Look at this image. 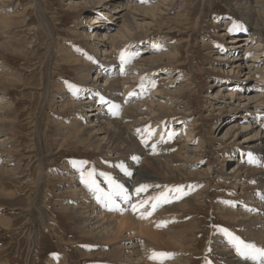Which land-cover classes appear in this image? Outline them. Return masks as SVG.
Here are the masks:
<instances>
[{"label": "rangeland", "instance_id": "rangeland-1", "mask_svg": "<svg viewBox=\"0 0 264 264\" xmlns=\"http://www.w3.org/2000/svg\"><path fill=\"white\" fill-rule=\"evenodd\" d=\"M30 1L32 0H9L6 3L9 11L15 10L17 6V13H25L26 22L19 23L20 25H13L10 29L12 35H17L22 39V53H11L0 48V66L7 65L10 71L22 74L25 77L35 71L34 76L32 75L33 78L30 76L29 81L36 80L35 82L39 85L33 89L30 87L32 85L26 86L25 82L7 84L0 81V93L12 105L11 110L8 112L11 122L4 123V128L9 134L8 137L11 138V145L8 149H15L9 151L0 149V157L2 160L10 157L12 164L17 165L16 176H7L0 173V187L4 186L8 193L10 191L11 193H16L13 198L0 197V227L7 221L12 222L10 230H7L6 227L5 229H0V258H3L2 264L4 262L7 264H117L113 256L97 255L98 252L106 248L109 250L108 243L98 242L86 236L81 224L83 222L78 215L65 214L60 210L58 202L71 197L68 193L66 195L59 193V188L63 187V184L58 178H55L58 175L57 173L66 172V176H68L70 174L69 166H73V161L77 163L86 161L87 163L84 167L89 170L95 169L97 173L96 179L100 183L101 176H99V173L110 174L111 165L116 164V162H118L116 165H120L117 155L107 152V149L102 152H96L91 148H87V146H80L72 140H68L64 147H60L62 139L60 125L62 122L63 124L67 123V120L72 117V111L60 109L58 100H60L59 97L61 95H59L60 91L55 86L58 81H62L63 83H61L67 90L69 88L68 83L81 87L82 81L79 74H77L78 67H72V69V65L61 61L58 47L61 46V49L70 48L80 58L88 59V57H92L89 60L94 63L98 59L96 49H92L87 41L86 43L84 39L75 36L73 32L78 28L86 13L89 15L88 11L100 8L95 5H80L71 8L67 5L66 0H38V2L40 1V10L43 14L41 16V12L39 14L38 10L31 6ZM121 1L115 0V3L112 2L109 8L107 6L104 8L105 10L101 9V13L105 18H107L106 14L110 10L111 12L113 11V14L119 9L118 4ZM158 1L147 0V2L152 4H157ZM130 2L134 3L132 0ZM167 2V8L164 7V9H167V13H164L162 18H152V15L148 14L147 19L144 20L145 24L141 17H138V21L141 24L143 22L145 28L133 35L134 45L127 47L125 45L122 50L127 55L130 50H135L134 47H139L141 51L139 50L138 53H141L145 49L144 46L150 45L149 48L151 50L149 53L151 54L160 55L169 51L175 52L177 55L174 54L176 59L164 60L155 65L153 72H151L153 78L144 71L140 80H144L146 77L156 80L157 76L164 73H173L176 70L181 75L179 79L176 78L174 80L177 81V85H184L187 82V84H190L189 89H184L181 93L177 92V94H169L168 96L170 97L171 105L177 109V113L169 117L176 121L174 123L176 134L174 136L175 139L167 146V149L172 155L180 158L178 151L182 148L181 144L186 140L184 136L188 134L187 132L193 131L191 140H188V145L192 148L191 151H197L195 153L197 157L194 171L197 170L196 172L202 177H187L191 178L189 180L193 182L192 185L197 183L202 185L205 182L210 186V190L208 191V196L204 198V202L197 203L195 205L196 210L188 211L182 218L178 216L176 221L160 223L152 219V217H148L144 225L151 228L149 232L154 233L153 235H155V232L161 235L167 226L175 227L174 229L179 232L181 231L180 228H183L184 232H186L188 231L186 227L189 229V224L199 219L201 224L196 245L192 244L188 250L180 251V253H185L183 256L188 262L186 264H209V262L210 264H224L223 261L222 263L220 262L223 259L222 250L216 247L213 240L214 234L221 232L219 231L220 228H226L232 233L238 234L243 240L246 239L245 242L249 241L255 244L254 240L247 239L246 234L242 230L243 226L234 223L231 214H225L223 209L231 205L237 208L240 207L243 202L241 197L244 192L246 193L250 189V185L244 188L236 186L233 180L224 177V173L231 171L230 165L235 159L236 152L234 151L237 147L243 145L246 147V139L250 138L251 134L253 135L256 131L250 132L254 129H249L250 131L239 134L237 138L230 139L229 137L227 138L228 140H222L219 131L224 126L225 130L228 125L224 124L223 127H219V124L223 121L231 122L233 114L230 107L232 105L223 103L225 100H223L222 95L216 99L212 97L207 99V96L209 92L219 90V87L212 86L215 79L219 81L223 79L224 81L222 80V83H219L223 84L226 78L237 77L241 82L245 80L244 85L250 88L255 84L251 78L247 77V71L244 69L247 63L251 61L250 54L244 56L243 64L238 69L242 70L241 74L239 72L234 73V71L230 73L228 71L229 67H232L231 65L235 63L229 60L224 62L220 58L225 56L235 58L234 54L231 53L233 51L229 47L230 44H228L229 37L240 38L250 35L251 31H253L252 28L255 27L254 30H256L257 16H244V7L240 5L244 3V0H167ZM134 4L140 9L145 5V2L136 0ZM251 19L255 21L253 22V27L250 24L252 23ZM46 23L49 25L53 37L49 35ZM111 24L116 27L115 29H120L117 21L113 20ZM233 24L240 25L242 30L230 32L229 29ZM225 31L229 32V35L221 36L220 34ZM256 32L258 35L262 33L264 37V28H259V31L256 30ZM263 46L264 44L261 47L262 50H264ZM149 53L143 54L148 55ZM57 59H60V61L57 62ZM261 66L263 67L264 64ZM136 73L137 76L140 75L139 72ZM26 79H28V76ZM42 79L44 80L43 83L41 82ZM169 79H172V76H169L167 80L164 79L165 81L163 80V82ZM183 80H186V82L181 83ZM258 92L261 94L262 90H258ZM53 97L56 100L51 101L50 99ZM252 104L249 107L254 110L255 104ZM219 106L227 108L218 112L220 111L218 109ZM145 111L142 112L145 113ZM78 113L84 114L81 111H78ZM260 117L261 115L258 117L260 124L264 123V120L260 119ZM149 119L151 120L152 118L149 117ZM152 120L156 125L162 122L159 119ZM247 121L250 128L255 127L251 125L253 120L247 119ZM188 123L194 124L192 127L187 128L184 124ZM242 123L241 125L243 126ZM182 126H184V131L179 135L178 129ZM200 140L204 142L201 150L197 148ZM181 141L182 143H180ZM209 166H212V171L207 176L205 171ZM118 170H121V168ZM158 176V182L163 187L162 192L179 189L183 185L184 187L192 186L191 182L186 184L185 179L181 177L171 176L165 178L164 175ZM192 192L194 193V190L189 191L190 194ZM109 212L113 216L111 220L115 218L114 221L118 223L117 218H119L120 212L118 210ZM153 228L157 231H152ZM127 234L128 236L129 234L136 235L133 238L134 242H139L136 246L142 245L141 240L144 242L151 240L152 244L158 241V238H155L156 235L146 237L139 236L137 232L131 234L130 231H126ZM165 237H167L166 234H164L165 240L161 237L163 241L167 240ZM152 239L155 241L152 242ZM119 243V241L118 243L116 242V244ZM154 245L159 248V252L169 253L173 251L171 253L180 254L178 249ZM194 245L196 246L195 249H193ZM89 253L95 255L88 256ZM167 261L168 259L165 260V262Z\"/></svg>", "mask_w": 264, "mask_h": 264}, {"label": "bare ground", "instance_id": "bare-ground-1", "mask_svg": "<svg viewBox=\"0 0 264 264\" xmlns=\"http://www.w3.org/2000/svg\"><path fill=\"white\" fill-rule=\"evenodd\" d=\"M66 1L68 3L67 5L71 8L80 5H95L97 8H100L88 11L89 15L86 13L80 23L78 22V28L75 30L72 29L74 30L73 33L75 36L84 39L85 42L87 41L88 44L91 45L92 49H96L98 59L95 60L94 63H91L89 59L80 58V56L70 48L61 49V46L58 47L61 54L59 55L61 61H65L72 65L71 68L78 67L77 74H79L82 81V85L79 87L80 90L78 96H74L67 87V90H65L62 81V83L58 81L55 86V88L60 91L59 95H61L59 97L60 100H58V103H60V109L72 111V117L67 120V123L63 124L62 122L60 125L62 133L60 147H64V144H67L68 140H72L78 145L87 146V148H91L96 152H102L107 149V152L117 155V159L120 160L119 164H123L132 175H126L124 171L118 170L120 168L116 165L118 162L110 166L111 173L109 175L128 190L131 195V200L125 202L123 199L116 197L114 198V205L105 206V204L98 202L95 194L81 182L80 171L77 167L69 166L70 174H68V176H66V172L57 173L58 175L55 176V178H58L63 184V187L59 188V193L62 195L68 193L71 197L69 199L66 198L60 200L58 205L63 213L78 215L83 222L81 224L86 236L91 237L98 242L100 241L109 244V250L106 248L105 250L98 252V256L100 254L104 256H113L115 257L117 264H160V261L149 258L153 251L159 252V248L154 244L158 246H167L169 248L172 247L176 250L178 249L179 253L180 251L188 250L191 248L192 244L196 245L197 243L201 224L200 220L196 219L193 222L190 221L191 223L188 226L189 229L186 227V230L190 232H184L183 228H180L181 231L179 232L172 226H167L164 229V226V232L160 235L159 233L156 234L155 231L157 230L153 228L152 231L155 232V238H158V241L152 244L150 242L151 240H148V242L141 240L140 242L143 246L141 244L140 246L142 247L136 246L139 242L136 243L133 241V238L136 235H133L132 233L137 232L139 236L146 237L155 236L153 235L154 233L149 232L151 231V228L144 225L148 217H152V219H155L160 223L164 221H176L178 216H181L182 218V216L186 215L188 211L196 210L195 205L199 202H204L203 200L208 196L207 194L210 190V186L205 182H203L202 185H198L199 183L192 185L193 182L189 180L191 178H188L191 176L202 177V175L199 176L200 174L196 172L197 170L194 171L195 159L197 157V154L195 153L197 151H191L192 148L188 145V140H191V136L194 133L193 131L187 132L188 134L184 136L186 137V140H184L183 143L182 141L180 142L182 143V148L180 150L178 149V153L182 159L181 157L177 158L172 155L167 149V146L175 139L174 136L176 134V131L174 130V123L176 121L169 117H172L177 113V109L171 105L170 97L168 96L169 94H177V92L181 93L184 89H189L190 84H187V82L184 85H177V81L174 80L176 78L179 79L181 75L180 72L176 70L173 71V73H164L157 76L156 80L151 79L153 76L151 72H153V67L161 61L176 59L177 55L175 52L167 51L160 55H154L149 53L151 50L149 48L150 45H146L144 46L145 49L143 52L134 56L129 63L124 64L123 66L121 65L120 55L123 51V47L125 45L126 47L134 45L133 35L145 28L146 23L144 20L147 19L148 14H151L152 18H162V15L167 13V9H164V7L167 8L166 4L168 2L167 0H159L157 4H152L151 2H147V0H143L145 5L139 9L137 8V5L134 4L136 0H132L134 3L130 2L131 0H122L118 4L119 9L113 14V11L111 12L110 10L106 14L107 18H105L101 13V9H104L107 6L109 8L110 4L115 0ZM7 2H9V0H0V48L11 53H22V39L17 35H12L10 29L13 25L26 22L25 13H17V6L15 10L9 11L6 4ZM39 2L38 0H32L30 1V4L31 6H34V9L36 8L38 10L39 14L41 12L42 16L43 14L40 10ZM240 5L244 7V16H257V20L254 19L257 21V31H259V28H264V0H244V3ZM138 17H141V20H143L145 24L143 22L141 24V22L138 21ZM113 20L118 22L120 29H115L116 27L111 24ZM250 21H252L250 24L252 25L251 27H253V22L255 21L252 19ZM46 26H48L47 30L49 35L53 37V33L47 23ZM121 28H123V30H121ZM254 28H252L253 31H251L252 33L250 35L240 38L230 36L228 44H230L229 47L233 51L231 53L234 54L233 56L235 58L225 56L221 57L220 60L224 62L227 60L234 62L235 64L231 65L232 67H229L228 71L230 73L234 71V73L239 72L241 74L242 70L238 69H240L243 64L244 56L250 54L251 61L247 63L244 69L247 71V77L251 78L255 84L250 88L249 86L244 85L245 80L241 82L237 77L232 79L226 78V81L223 82V84H219L222 83L223 79L221 81L215 79L212 86L219 87V90L209 92L207 99L211 97L216 99L222 95L223 100H225L223 103L232 105L230 107L233 114L231 122L227 123L226 121H223L219 124V127H223L224 124H226V126L228 125L225 130L224 126L219 131L222 140H226L229 137L230 139L237 138L239 134L250 131L249 129H254L250 132L256 131L253 135L251 134L250 138L246 139V147H244V145L237 147L234 151L236 152L235 159H233L230 165L231 171L224 173V177L233 180V182L236 183V186L244 188L245 186L250 185V189L247 190L246 193L244 192V195L241 197L243 202L240 207L237 208L236 206L231 205L225 207L223 211L227 215L231 214L234 223L243 226L241 227L243 228V233L246 234L247 239L254 240L258 247H264V123L260 124L258 119L259 115H261L260 119L264 120V66H261L264 64V50L261 49L264 44V37L262 33L258 35ZM228 33L229 32L225 31L220 35L224 37L229 35ZM134 49V51L130 50L129 53H138L141 48L134 47ZM143 53L149 54L145 55ZM60 59H57V62H59ZM121 67L124 69L123 72H121ZM144 71L149 73V76L151 77H146L144 80H140ZM136 72H139L140 75L137 76ZM34 73L35 71H32L27 75L28 79H26L27 76L25 77L22 74L12 72L8 69L7 65H2L0 66V81L6 82L7 84H20L25 82L26 86L32 85L30 87L34 89V87L39 86L35 82L36 80L29 81L30 76H34ZM169 76H172V79L163 82V80H167ZM43 81L44 80L42 79L41 82L43 83ZM184 82H186V80H183L181 83ZM153 84H155V86H153ZM242 89L243 91H241ZM258 90H262L261 94ZM130 93H133L134 95H129ZM101 96L104 97L106 101L110 102V104L117 105L118 108L110 110V104L100 102ZM50 100L54 101L56 99L53 97ZM250 104H255L254 110H251V107H249ZM11 106L12 105L7 102L6 97L2 96V93H0V149L3 151L14 149H8L11 145V138L8 137L9 134H7V130L4 128V123L10 121L8 112L11 110ZM226 108L219 106L218 109L220 111H217L221 112ZM78 111L84 112V114H79ZM142 111H145V113ZM113 112H115V114H113ZM149 117L152 119H159L162 122L161 124L156 125V123H154L152 119L150 120ZM247 119L253 120L251 125L255 127L252 126L253 128H250ZM194 123L184 125L188 128L192 127ZM183 127L184 126L179 127V135L184 131ZM151 130L155 131L154 134L149 136ZM162 135L164 136L165 142H160ZM169 136H171V138H169ZM179 137L181 138V136ZM145 139L148 141L147 144L143 142ZM152 144H156L155 152L152 150ZM203 145V140H200L197 148L201 150ZM249 154H251V158L255 162H249ZM133 157H137L138 159L134 160ZM11 161L10 157L5 160H2L0 157V173L7 176L17 175V165L12 164ZM206 169L205 175L209 176L212 171V166H209ZM158 175H164L165 178L171 176L178 178L181 177L185 179L187 182L186 184L191 182L192 186L184 187L183 185L178 191L173 189L169 193V202L160 203L155 211H152L150 207V204L152 203L151 201L149 202V205L140 207V202L142 200L146 199L148 196H153L162 192L163 187L161 186V183L158 182ZM100 181L101 188L108 191L109 187L107 183L104 182L103 177L100 178ZM139 185H151L153 187L150 188L148 192L141 193L137 196L135 194V188ZM26 188L28 189V187ZM191 190H194V193L192 192V194H190L189 191ZM15 196V192L11 193L10 191L8 193L4 186L0 187V197L13 198ZM17 199H19V197H17ZM134 204L137 206L135 210L132 207ZM111 210H118L120 212L119 218H117L118 223L114 221L115 218L114 220H111L113 217L109 212ZM148 212H151V215H148ZM11 225L12 222L7 221L4 225L2 224L0 229H5L6 227L7 230H10V228H12ZM126 231H130L132 235H126ZM164 234L167 236L165 237L167 238L166 241H163L161 238L163 237L164 239ZM234 235L239 236L238 234ZM213 240L216 247L219 250H222L221 254L223 259L221 258V263L223 261L224 264H254L253 261H245L239 257L222 232L214 234ZM118 241L120 243L116 244ZM154 241L155 240L152 242ZM195 245L193 246V249L196 248ZM171 252H169L171 254L170 258H167L168 261L165 262L166 259H164L162 264H168V262L169 264L188 263L183 256L185 254L184 252H181L180 254H173ZM92 255L95 254H88V256ZM2 262L3 258H0V264H2ZM4 264L7 263L4 262ZM256 264H258V262H256Z\"/></svg>", "mask_w": 264, "mask_h": 264}, {"label": "snow or ice", "instance_id": "snow-or-ice-1", "mask_svg": "<svg viewBox=\"0 0 264 264\" xmlns=\"http://www.w3.org/2000/svg\"><path fill=\"white\" fill-rule=\"evenodd\" d=\"M242 30L240 25L238 24H233L232 27L229 29L230 32H235ZM218 47H220L218 45ZM139 55V53H128L126 55L125 52H121L120 55V60H121V65L123 66L124 64H127L130 62V60L136 56ZM88 59H92V57H88ZM123 67H121V72H123ZM68 83V82H66ZM155 86V84H153ZM69 90L72 92L74 96H78L79 93V87L76 85H72L68 83ZM129 95H134L133 93H130ZM100 102L104 104H110V102L106 101L104 97H100ZM118 106L115 104H110V110H115L117 109ZM115 114V112H113ZM139 131V130H138ZM155 130H151L149 133V136L154 134ZM171 138V136H169ZM145 144H147V139L143 141ZM160 142H165L164 141V136H161V141ZM152 150L155 152L156 150V144H152ZM250 161L249 162H255L251 158V154H249ZM134 160L138 159L137 157H133ZM86 161H80V162H75L73 161V166L77 167V169L80 171V177H81V182L85 184L86 187H88L96 196V199L98 202H101L105 204V206H110L115 204V199L116 197H119L123 199L125 202L131 200V195L129 194L128 190L120 183H118L113 177L107 173H99V176L104 178V182L107 183L109 190L105 191L103 188H101L100 183L96 179V170L95 169H86L84 165L86 164ZM118 167L121 168L122 171L125 172L126 175H132L130 171L125 168L123 164H120ZM153 186L151 185H139L138 187L135 188V194L139 196L141 193H146L150 188ZM182 187V186H181ZM177 191L179 190L178 188L176 189ZM172 190H169L168 192H161L159 194L153 195V196H148L146 199L142 200L140 202V207H144L145 205H149V202L151 201L152 203L150 204V207L152 211H155L156 207L160 203H167L169 202V193ZM133 209H136V205H132ZM148 215H151V212H148ZM219 231H221L224 236L227 238L228 243L232 245L234 248L236 254L244 259L245 261H253L254 264L258 262V264H264V247H258L254 243L250 242H245L241 237L234 235L231 231H229L226 228H220ZM56 255V254H54ZM171 254L170 253H165V252H155L153 251L151 256L149 257L150 259L153 260H158L160 261V264H162V261L164 259L170 258ZM210 264V262H209Z\"/></svg>", "mask_w": 264, "mask_h": 264}]
</instances>
